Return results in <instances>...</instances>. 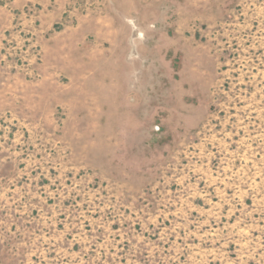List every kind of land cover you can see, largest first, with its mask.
Instances as JSON below:
<instances>
[{
    "label": "rangeland",
    "instance_id": "374dc122",
    "mask_svg": "<svg viewBox=\"0 0 264 264\" xmlns=\"http://www.w3.org/2000/svg\"><path fill=\"white\" fill-rule=\"evenodd\" d=\"M0 264H264V0H0Z\"/></svg>",
    "mask_w": 264,
    "mask_h": 264
}]
</instances>
